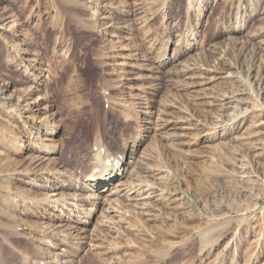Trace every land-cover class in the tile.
Returning a JSON list of instances; mask_svg holds the SVG:
<instances>
[{
    "label": "rangeland",
    "instance_id": "374dc122",
    "mask_svg": "<svg viewBox=\"0 0 264 264\" xmlns=\"http://www.w3.org/2000/svg\"><path fill=\"white\" fill-rule=\"evenodd\" d=\"M96 132L135 142L139 175L119 238L65 229L79 264H264V0H0V264L52 259L43 202L75 193Z\"/></svg>",
    "mask_w": 264,
    "mask_h": 264
},
{
    "label": "bare ground",
    "instance_id": "6f19581e",
    "mask_svg": "<svg viewBox=\"0 0 264 264\" xmlns=\"http://www.w3.org/2000/svg\"><path fill=\"white\" fill-rule=\"evenodd\" d=\"M186 1L190 5H192V3L195 0H186ZM188 9L191 10V7H188ZM161 38L162 39H161L160 47L158 49V57L156 60V66H157L158 71H160L164 75V77L169 78L170 76H172L176 72L177 67L181 63L180 61H181L182 57H181V55H178V53H176L173 48H171L172 42L169 40V38L166 35H162ZM182 45H183V47H185V49H188V47H189V46L187 47L186 40L183 42ZM126 62L127 61L122 60L121 63H118V65H121V66L125 65L128 68L133 69L132 68L133 66L130 65L131 63H126ZM141 107L139 108V110L141 109L140 112H141L142 116H146L148 114L147 109L141 108ZM148 119H150V118H148ZM149 123H150V121H149ZM165 123H167V122H165ZM98 132H96L95 135L93 134V136H94L93 141H92L93 142L92 143L93 144V149H92L93 155H92V158L90 160L91 161L90 162V164H91L90 173L88 175L84 176L82 178V182L78 183V185H76V182H75V185H76L74 188L75 193L72 194L73 192L72 193L70 192V195H68V197L62 198L60 193H57V191L55 190L54 192L50 193L51 195H48L49 198L45 202H43L45 204L46 203L55 204L54 208L58 211V214L63 215L65 217V221H61V224L59 225V230H60L59 233L56 232L52 236L57 241V243H56L57 247L54 248L51 244L46 245L48 248L52 247V248L56 249V251L54 253H52L53 254L52 259L48 260L46 258L45 259L39 258L37 254L36 255H30V256H27V258L25 257L24 259H22L23 264H50V263L51 264H79L77 254H75L71 250V248L69 247L70 246L69 243H71V242H68L69 241L68 235H66L64 232L65 229H70L71 231H73L71 233L72 234L71 236L76 237V239H78V240H83L86 238L91 239V237L98 238L101 235H104L105 231H108L109 235H111L112 237H115L116 239L119 238V236H120L119 230L121 227L120 228L119 227L114 228L112 226V222H114V221H111V219L113 220V218L110 219L109 216L111 214L114 215V214L118 213L120 215H123V218L125 217L126 218L125 220L128 221L126 216L129 217L130 216L129 214L132 211L130 212L126 208L122 210L120 207L119 208L121 210H119L118 205H117L118 204L117 200L123 199V198L128 199L131 196V194L133 193L134 189L136 192V188H135L136 185L133 183L134 182L133 179H135L134 177L136 175H137L136 178L139 175L136 172V165L138 162V160H137L138 153H137V150H135V142L128 141V142L123 143L122 139H120V140H122V143H123L121 145L122 147H121L120 151H118V152L116 151L117 153H112V154L109 153V151L106 148V145L104 144V142H103V140H102V138ZM56 134H57L56 131L52 130V129H46L43 132L44 136L45 135L55 136ZM45 138H46V136H45ZM54 150L55 149L47 147V146H43V147L39 146L38 147V152L42 155H55ZM139 157H140V155H139ZM141 157L143 158V155ZM36 160H38V159H36ZM35 162H37V161H35ZM139 162H141V161H139ZM145 164H146V162L144 163V165ZM140 168H138V169H140ZM144 172H145V170H144ZM143 179H145V178H143ZM143 179H141V180L143 181ZM72 180H74V179H72ZM136 180H140V179H136ZM152 180H154V179H152ZM70 190H71V186H70ZM150 190H151V188H150ZM149 194H150V191H149ZM134 195H136V194H134ZM130 198H132V197H130ZM134 199H136V198H134ZM132 201L134 202V200H132ZM139 204H141V203H139ZM135 205H137V204L135 203ZM119 206H121V204ZM140 206L143 207L142 204ZM145 207L146 206L144 205V208ZM114 216H117V215H114ZM95 217H96V219H95ZM93 219H95L94 223L92 221ZM122 220H124V219H122ZM63 222H66L69 226H67L65 224L63 225L62 224ZM69 223L73 224L75 227H71V224H69ZM130 224H132V223H130ZM118 225L120 226L121 223H119ZM121 229H123V228H121ZM131 229H132V227H131ZM134 231H135V229H134ZM109 235L107 234V236H109ZM204 235L205 234H197L196 236L198 237V239L200 238V240L202 241L204 238ZM203 244H205V242H203ZM227 244H228V242H227ZM85 245L88 248H91L90 242H85ZM83 250L84 249H82V251ZM42 251H44V250H42ZM49 261H51V262L49 263Z\"/></svg>",
    "mask_w": 264,
    "mask_h": 264
}]
</instances>
